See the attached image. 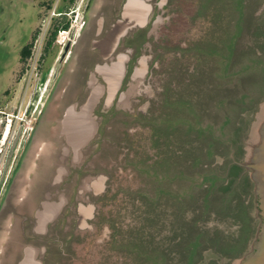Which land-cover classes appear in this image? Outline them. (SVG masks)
Returning a JSON list of instances; mask_svg holds the SVG:
<instances>
[{
    "label": "rangeland",
    "instance_id": "374dc122",
    "mask_svg": "<svg viewBox=\"0 0 264 264\" xmlns=\"http://www.w3.org/2000/svg\"><path fill=\"white\" fill-rule=\"evenodd\" d=\"M125 1L0 0V264H236L254 238L264 0Z\"/></svg>",
    "mask_w": 264,
    "mask_h": 264
},
{
    "label": "water",
    "instance_id": "95a60500",
    "mask_svg": "<svg viewBox=\"0 0 264 264\" xmlns=\"http://www.w3.org/2000/svg\"><path fill=\"white\" fill-rule=\"evenodd\" d=\"M20 132L21 128L16 131L9 146L0 183L8 170ZM247 166L250 170V180L253 183L259 223L247 251L238 259L236 264H264V106L251 128Z\"/></svg>",
    "mask_w": 264,
    "mask_h": 264
},
{
    "label": "flooded vegetation",
    "instance_id": "af4514ba",
    "mask_svg": "<svg viewBox=\"0 0 264 264\" xmlns=\"http://www.w3.org/2000/svg\"><path fill=\"white\" fill-rule=\"evenodd\" d=\"M140 2H142V1H140ZM138 2L136 1V0H131L130 2H129V0H126L125 1V3L123 4V8H122V15H123V13H125V16H126V14H127V12L129 13V16H130V20H132V24L133 23H141L142 21H144L143 20V18H144V14H145V10L143 9V5H141V4H137ZM143 4V3H142ZM145 4V3H144ZM118 5V4H117ZM141 10H143L142 11V13H141ZM147 10V9H146ZM122 18H123V16H122ZM124 20H126L125 18H124ZM101 23H102V21H101ZM117 23H114V24H112V26H111V29L108 31V33L106 34V36H104L103 38L105 39L106 37H108L110 34H112V31L114 32L116 29L114 28L115 27V25H116ZM102 25H103V23H102ZM101 25V26H102ZM115 29V30H114ZM101 30H102V27L100 28V30L97 32V34H96V37H99V35H101L102 33H101ZM133 36H135V34H132ZM130 37V35L129 36H127L126 38H125V40L126 39H128ZM103 38H100V39H103ZM134 38V37H133ZM95 39H97V38H95ZM126 42V41H125ZM109 50V49H108ZM108 50H106V51H104V52H102V55H103V58L105 59L106 58V56L108 55ZM106 62V61H105ZM111 64V63H110ZM42 156H40V158H41ZM44 159H45V156H44ZM47 160V158L44 160V163H45V161ZM41 163H42V161H40ZM36 177H37V175H36V173H35V175H33L31 178H33L34 180L36 179ZM87 181H89V179L87 180ZM43 183V182H42ZM42 183H40V186H42L41 184ZM31 186H33V184L31 183ZM31 186H30V191H31ZM29 191V192H30ZM30 201H32V199L31 198H29V197H26V198H24V200H22V205H24V204H26V205H29V203H30ZM21 205V206H22ZM42 208V207H41ZM42 210H44V208L42 209ZM14 237H16V228H15V226H13L12 227V234H11V239H10V242H11V240H13V238ZM247 250V249H246ZM29 258V260H31L32 258H30V257H28ZM28 264L29 262L27 261V258H26V261H25V264Z\"/></svg>",
    "mask_w": 264,
    "mask_h": 264
},
{
    "label": "bare ground",
    "instance_id": "6f19581e",
    "mask_svg": "<svg viewBox=\"0 0 264 264\" xmlns=\"http://www.w3.org/2000/svg\"><path fill=\"white\" fill-rule=\"evenodd\" d=\"M122 67L121 66H118V65H112L111 67H104L103 68V73L105 74L104 76H105V78H106V81L109 83V84H111V85H113L114 84V82L116 81V78H118V76L120 75L121 76V73H119V71H122V70H120ZM117 82V81H116ZM114 86V85H113ZM95 87V85L94 84H92V89H94V91H95V96L97 95V87L96 88H94ZM112 87V86H111ZM111 91V90H110ZM71 124H74L75 126H77V127H75V129H76V131L77 132H75V133H77V135L78 136H84V135H87L88 134V130H87V126H89V124H86V122L85 121H79V122H76V123H74V122H71ZM86 124V125H85ZM83 125H85L84 127H82ZM84 128V129H83ZM9 126L6 128V130H5V133H4V137H3V140H5L6 138H7V136L9 135ZM88 129H90V127L88 128Z\"/></svg>",
    "mask_w": 264,
    "mask_h": 264
},
{
    "label": "crops",
    "instance_id": "0c3cea01",
    "mask_svg": "<svg viewBox=\"0 0 264 264\" xmlns=\"http://www.w3.org/2000/svg\"><path fill=\"white\" fill-rule=\"evenodd\" d=\"M31 177L30 178L22 177L21 180L19 181L20 185H21V188H19L18 191L21 192L20 194H22L25 189H28V192H27V194L25 195L24 198H26L27 195L30 193L29 191H30V186H31Z\"/></svg>",
    "mask_w": 264,
    "mask_h": 264
},
{
    "label": "trees",
    "instance_id": "16d2710c",
    "mask_svg": "<svg viewBox=\"0 0 264 264\" xmlns=\"http://www.w3.org/2000/svg\"><path fill=\"white\" fill-rule=\"evenodd\" d=\"M70 1H72V0H70ZM67 26H68L67 24L64 25V29H66ZM28 50H29V49H24V51L22 52V55H23L24 57L28 54ZM23 56H22V57H23Z\"/></svg>",
    "mask_w": 264,
    "mask_h": 264
},
{
    "label": "built area",
    "instance_id": "2783aa9c",
    "mask_svg": "<svg viewBox=\"0 0 264 264\" xmlns=\"http://www.w3.org/2000/svg\"><path fill=\"white\" fill-rule=\"evenodd\" d=\"M3 135H4V133H3ZM2 143V142H1ZM1 151H2V149L0 148V153H1Z\"/></svg>",
    "mask_w": 264,
    "mask_h": 264
}]
</instances>
